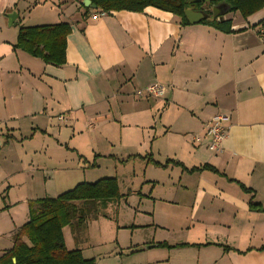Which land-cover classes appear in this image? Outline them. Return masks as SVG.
Masks as SVG:
<instances>
[{
  "label": "crops",
  "instance_id": "crops-1",
  "mask_svg": "<svg viewBox=\"0 0 264 264\" xmlns=\"http://www.w3.org/2000/svg\"><path fill=\"white\" fill-rule=\"evenodd\" d=\"M30 1L0 0V146L6 138L44 136L51 120L62 116L58 125L71 134L61 135L59 127L55 137L79 159L75 169H49L64 173L53 198L80 184L69 181L95 171L101 159L143 162L151 155L161 165L171 161L157 167L165 175L161 180L147 178L139 188L135 182L137 188L124 193L119 188L121 198L134 200L125 222L121 198L118 204L75 203L85 221L62 229L65 248L94 264H182L175 251L187 255L185 264H264V213L249 210V204L264 208V4L246 18L231 13V32L222 33L200 23L182 25L152 7L100 13L82 4L71 10L73 0H59L63 9L47 12L31 11ZM60 23L70 26L63 65L13 48L19 28ZM153 84L163 96H135ZM216 114L225 117L228 136L223 151L214 154L204 131ZM83 124L95 131L89 151L86 140L82 148L75 139ZM2 126L11 131L5 138ZM172 162L199 170L187 172ZM101 177L84 182L110 178ZM43 192L34 194L25 180L0 183V257L28 221V203L47 198ZM157 208L166 215L163 221ZM140 229L148 233L142 239L135 237ZM158 231L163 233L155 238ZM162 242L170 247L157 248Z\"/></svg>",
  "mask_w": 264,
  "mask_h": 264
},
{
  "label": "trees",
  "instance_id": "trees-1",
  "mask_svg": "<svg viewBox=\"0 0 264 264\" xmlns=\"http://www.w3.org/2000/svg\"><path fill=\"white\" fill-rule=\"evenodd\" d=\"M95 10L100 13L128 11L140 13L147 7L167 12L180 19V24L189 25L184 16L185 10L198 11L203 5L196 0H89ZM226 3L230 9L227 14L237 13L246 18L258 11L264 0H210L207 5ZM91 7L85 8L89 10ZM224 17V16H223ZM206 18L200 24L210 26L222 33H230L232 20ZM70 33L67 23L52 26L21 27L18 30L13 48L25 52L29 56L40 59L45 64L61 66L65 63L66 37ZM7 138L5 139V143ZM143 159L154 166L165 167L152 161L149 155ZM187 172L199 169H185L180 163L172 162ZM202 169H215L203 166ZM241 188L247 191L246 188ZM118 181L115 178H104L94 183H80L56 198H42L28 203V221L13 235V245L0 257V264H94V260H86L79 250H67L64 245L62 229L71 226L75 221L81 227L85 221L82 208L75 203L109 202L120 199ZM252 212H263L259 204H249ZM157 248H169L166 243H157ZM225 249H227L225 247ZM14 259V262L12 260Z\"/></svg>",
  "mask_w": 264,
  "mask_h": 264
},
{
  "label": "rangeland",
  "instance_id": "rangeland-1",
  "mask_svg": "<svg viewBox=\"0 0 264 264\" xmlns=\"http://www.w3.org/2000/svg\"><path fill=\"white\" fill-rule=\"evenodd\" d=\"M82 1L83 0L81 1L73 0L74 4L71 10L73 9L75 10L76 8H78L82 4ZM51 3H54V5H56L57 7H53ZM30 5H33L31 11H33L34 9H46V10L49 9L47 12H52V10L50 9H54L58 7H60V9H63V6L60 5L59 0H46L44 3L39 2L38 4H35V0H32L30 1ZM204 7L209 9L210 6L207 5V3H205ZM228 17L234 18L235 16L233 15L231 16L230 13V14H226L223 18L227 19ZM153 114L156 115V119H157L158 114L156 112H154ZM60 117L62 116H57L56 117L57 120L55 118H54L55 120H51L50 123L51 125L46 127L47 134L44 136L43 134L40 133V135L34 137L33 140L25 141V140H20L17 134L16 135V137L18 138L17 142H14L13 140H8L7 143H4L2 144V146H0V183L3 181L15 183L20 180H25L28 183L29 190L31 192L32 191L36 192L34 194H39L38 192H42L43 190H45L42 196H46L47 198H53V196H55V194L58 193L60 186H56V184L62 180L63 178L62 176L64 175V173L61 172L60 174V172H58L54 174L52 171L59 169L62 166H67L75 169L77 159H79V155L75 156L72 153L71 149L57 142L58 137H55V133L59 129V127L61 128L60 130L61 135L68 133L66 135V137L68 138L70 137L71 134V131L68 132V128L62 126L61 123L63 121L60 119ZM59 122L61 123L58 125ZM79 127L84 128L85 131L83 134L79 136H75L76 142L80 143L81 147L84 148L87 141V150L89 151L91 146H93L90 140V134H94L95 131L90 130L87 124H83ZM2 131L4 134V138L5 136H8L5 135L6 133L7 134L11 133L10 130L8 131L4 130L3 126H2ZM173 137H177V136H173ZM178 141L180 143V139ZM156 147L154 146V150L156 149ZM149 156L151 158V155ZM145 160L146 159H144V161L142 162V161L130 159L127 162H121V161L113 160L111 158L101 159L95 162L94 165V168L96 169L95 171L88 172L86 175L78 174L80 175V177L70 180L69 186L73 184H77L79 182L82 183L86 180H97L99 178H102L101 176L103 175V176H110V178H116L121 192L124 193V191L128 187L134 189L137 188L134 187L136 186L135 182L138 183V188H139L141 186V183L144 182L145 179L147 178L150 179L151 177H153L155 179L161 180L162 176L165 177V175L161 174L162 173L161 168H157V166L155 167L151 165L152 164L151 162ZM52 168L53 170H49ZM92 173H96V175L94 177H90ZM8 176L12 178L8 180L7 179ZM45 182L46 185L44 187ZM162 189L163 188L161 185L156 186L155 194L159 196ZM125 199H127V196L126 198H121L120 206L118 208L121 214L122 222H125L129 217V213L131 212L128 209V206H132L134 202L133 198L128 200V202H126ZM113 203L118 204L119 201L114 200ZM146 207L150 208V205L147 204ZM101 210L102 209H100V213L103 212ZM155 214H156V218L159 221H163L166 217V215L165 216L162 215V211L160 208H157ZM138 222H144V221L143 219L142 220L138 219ZM93 232L96 233V231ZM156 233L157 235L155 236V238H159L163 232L158 231ZM128 235H129L128 231L123 233V237H128ZM147 235L148 233L146 231L140 229L136 232L135 237L138 239H142L144 238V236ZM186 256H187L186 254L180 256V252L175 251L173 258L176 260V262H178V260L180 259V263L183 262L182 264H185V262L187 263L189 261V259H187Z\"/></svg>",
  "mask_w": 264,
  "mask_h": 264
},
{
  "label": "built area",
  "instance_id": "built-area-1",
  "mask_svg": "<svg viewBox=\"0 0 264 264\" xmlns=\"http://www.w3.org/2000/svg\"><path fill=\"white\" fill-rule=\"evenodd\" d=\"M264 43V38L262 39ZM164 90L158 84H153L147 87L145 90H137L135 96L142 97H155L159 98L163 96ZM61 120L62 117H60ZM225 117L222 114H216L212 116L205 125V136L209 138V144L207 146L211 153L217 154L223 151V143L228 136V127L224 125ZM192 139L195 142L200 141V136L193 135Z\"/></svg>",
  "mask_w": 264,
  "mask_h": 264
},
{
  "label": "water",
  "instance_id": "water-1",
  "mask_svg": "<svg viewBox=\"0 0 264 264\" xmlns=\"http://www.w3.org/2000/svg\"><path fill=\"white\" fill-rule=\"evenodd\" d=\"M197 3H205V2H210V0H196ZM82 6L84 8L91 7L94 9L95 7L91 5V2L89 0H83L82 1ZM230 7L226 3H218L216 5H213L211 8V13L213 18H219L225 16ZM8 19H11L12 17L15 16L14 13L8 15ZM184 16L186 20L188 21L189 24L194 25L200 23L202 20L205 19V15L201 11H193V10H185L184 11ZM14 261V260H13Z\"/></svg>",
  "mask_w": 264,
  "mask_h": 264
},
{
  "label": "flooded vegetation",
  "instance_id": "flooded-vegetation-1",
  "mask_svg": "<svg viewBox=\"0 0 264 264\" xmlns=\"http://www.w3.org/2000/svg\"><path fill=\"white\" fill-rule=\"evenodd\" d=\"M205 3H209V2H205ZM205 3H202L203 5L200 7V10H198V11H201L204 13L205 19L210 18V17L213 18L212 13H211V9H210V8H212V6L209 5L210 6L209 9H207L206 7H204Z\"/></svg>",
  "mask_w": 264,
  "mask_h": 264
}]
</instances>
